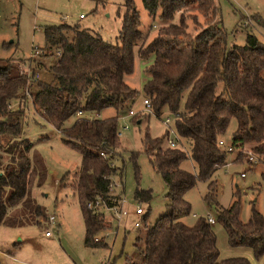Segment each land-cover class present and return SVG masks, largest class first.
I'll use <instances>...</instances> for the list:
<instances>
[{
	"label": "trees",
	"instance_id": "obj_1",
	"mask_svg": "<svg viewBox=\"0 0 264 264\" xmlns=\"http://www.w3.org/2000/svg\"><path fill=\"white\" fill-rule=\"evenodd\" d=\"M139 1L149 17L160 21L146 42L134 0H122L118 44L76 24L46 25L41 56L54 54L52 64L45 66L32 57L0 59V226L26 225L43 215L44 208L35 202L31 189L44 182L46 169L32 143L23 138V113L29 104L60 134L62 144L79 154L69 187L82 219V244L105 247L94 235L115 222L85 204L109 207L122 196V186L117 194L110 191L111 178L121 184L123 177L122 168L113 163L120 146L117 118L127 115L141 94L154 117L163 111L171 116L174 132L187 149L180 144L169 147L166 128L158 136H150L147 130L142 135L141 152L165 187L164 212L152 224L146 221L152 191L139 186L138 152H130L135 180L132 200L146 205V210L134 220L137 230L122 264H250L244 257L218 258L208 216L196 217L191 225L178 218L190 212L185 192L197 181H208L211 191V176L227 159L247 161L243 152L247 149L253 161L264 164V44L245 33L243 44L228 45L215 0ZM189 11L203 17L194 34L187 32L186 19L195 26L199 22L195 15H186ZM251 19L263 24L257 14ZM134 53L144 64L139 90L124 81L133 69ZM20 63H27V69ZM105 108H112L114 114L101 117ZM129 118L137 122L140 116ZM230 119L235 128L227 151L217 142ZM185 160L195 165L193 172L181 168ZM16 204L22 215L8 214L7 208ZM215 212L211 218L221 225L228 245L248 247L264 264L262 215L251 207L248 219L241 222L237 200L226 208L216 207Z\"/></svg>",
	"mask_w": 264,
	"mask_h": 264
},
{
	"label": "rangeland",
	"instance_id": "obj_2",
	"mask_svg": "<svg viewBox=\"0 0 264 264\" xmlns=\"http://www.w3.org/2000/svg\"><path fill=\"white\" fill-rule=\"evenodd\" d=\"M215 4L218 6L217 17L226 33L228 45L243 44L245 33L254 34L264 44V0H215ZM134 7L140 19L139 29L145 35L146 42L155 34L160 21L157 17H149L139 0H134ZM123 11L122 0H0V59L24 61L32 56L38 61L42 60L45 66L52 64L56 57L54 54L41 56L44 52L42 28L46 25L76 24L79 28L97 34L106 42L118 44L117 36ZM78 14L81 15L80 18ZM254 14L259 16L263 24H257L251 19ZM186 15H195L199 22L195 26L189 18L186 19L187 32L194 34L202 26L203 17L195 11H189ZM173 21H177L176 15ZM33 46H36L35 50H31ZM135 48L136 46L133 50ZM143 65L134 53L133 69L124 76V81L130 87L140 89L145 78L139 71ZM20 66L27 69V63H20ZM40 69L42 74L48 76L43 68ZM262 75L264 76V70ZM142 98L139 94L131 107L134 114L140 116L138 123L132 122L128 114L117 118L120 146L113 163L122 168L123 177L121 184L114 176L111 178L110 191L117 194L122 186L123 193L120 198L123 197L124 203H121V207L129 211L135 205H141L143 211L146 210V205H139L132 200L135 180L129 154L131 151L138 152L135 162L138 167L139 186L152 191L146 216L147 223L152 224L164 212L165 187L141 152V138L145 130L150 136H158L165 128L172 129L173 126L171 116L166 115L165 111L158 117L146 113L142 109ZM113 114L112 108H105L100 112L101 117ZM165 116L169 117L167 124L162 122ZM234 128L235 121L230 119L224 136L220 138L223 145L227 144ZM60 137L52 126L32 112L28 104L23 113V138L32 143L46 169L44 182L40 186L32 187L31 196L44 210L43 215L34 218L29 224L0 226V264H72L67 254L71 255L75 263L79 261L81 264H103L101 259H107L109 264H122L124 254L132 247V233L137 230L133 228L136 215L128 216L126 222L121 219L116 232V223L110 229L97 232L94 238L101 239L106 246L84 254L83 250L88 249L82 245V219L76 198L69 187L79 166L80 157L63 145ZM169 138L175 145L180 144L183 149H187L174 132L169 134ZM247 151L244 149L243 152L247 154ZM227 160L225 166L213 172L211 181L214 186L211 191L207 187L208 181H197L185 192L184 199L189 203L190 212L181 215L179 221L191 225L198 216L214 218L216 207L226 208L234 200L238 202V218L241 222L248 219L251 207L264 218V164L246 159L239 163ZM181 168L193 172L195 165L190 160H185ZM6 194H9L8 189ZM92 211L103 213L104 209L97 204ZM7 213L22 215V209L16 204L9 206ZM48 216H52V219L47 221ZM36 220L39 222H34ZM124 225L128 232L123 237L121 228ZM210 227L215 235L219 259L244 257L250 264H262L261 259L253 257L248 247L228 245L225 232L219 223H211ZM46 230L50 231L48 238L43 235Z\"/></svg>",
	"mask_w": 264,
	"mask_h": 264
},
{
	"label": "built area",
	"instance_id": "obj_3",
	"mask_svg": "<svg viewBox=\"0 0 264 264\" xmlns=\"http://www.w3.org/2000/svg\"><path fill=\"white\" fill-rule=\"evenodd\" d=\"M79 17H80V15H79ZM33 48H34V47H33ZM33 50H35V48H34ZM30 57H32V56H30ZM150 61H151V60H150ZM141 103H142V109H143L146 113L150 114L151 111H150V108H149V106H148V102H147V100H146V99H142V100H141ZM134 113H135V112H134L133 110H129V111H128V115H132V114H134ZM162 122L165 123V124H167V123L169 122V117L165 116V118L162 120ZM167 130H168V132H167V136H166V144H167L169 147H174V146H175L174 141H173L172 139L169 138V134H170L171 132H174V129H173V128H172V129L168 128ZM174 133H175V132H174ZM217 143H218V145L222 146V147H223L224 149H226L227 151L231 150V148H230V146H229L228 144L223 145V143H222L220 140H219ZM247 156H248V157H247L248 160H252V161H253V159H252L251 154H250L249 151H247ZM240 176H243V174L240 173ZM133 202H134V201H133ZM121 203H124V199H123V197H122V198H119L117 204H115V205H113V206H109V207H107V206H102V205H100V204H98V203H96V202H94V203L86 202L85 205H86V207H87L88 209H91V210L94 209L95 205H97V204L100 205V206H102V208L104 209V212H103L104 216H107V217L109 218V220L115 222L116 224H117L121 219L127 217V215L129 214V211H130L133 215H136V216L141 215V213L143 212V209H142L140 203H139L140 206L135 205L134 208L131 209V210H129V211H128L127 208L125 209V208L121 207ZM135 203H138V202H135ZM50 219H52V216H49V217H48V220H50ZM207 220H208V223H209V224H211V223L214 222L213 219H212L210 216L207 217ZM133 225H134V226H137V223L134 222ZM43 235H44V236H49V235H50V231H49V230L44 231V232H43ZM95 239H96V238H95Z\"/></svg>",
	"mask_w": 264,
	"mask_h": 264
},
{
	"label": "crops",
	"instance_id": "obj_4",
	"mask_svg": "<svg viewBox=\"0 0 264 264\" xmlns=\"http://www.w3.org/2000/svg\"><path fill=\"white\" fill-rule=\"evenodd\" d=\"M79 15H80V14H78V17H79ZM80 16H81V15H80ZM79 18H80V17H79ZM139 71L141 72V69H140ZM135 89H136V88H135ZM138 90H139V89H138ZM129 216H130V213H129ZM122 220H123V221H125V220L127 221V218H123ZM134 220H135V218H134ZM134 220H133V223H134ZM120 221H121V220H120ZM126 221H125V222H126ZM118 223H119V222H118ZM118 223L115 225V230H114L115 232H116V230H117ZM133 226H134V225H133ZM124 228H125V225H124V227L121 228L122 233H123V237H124V234L128 232V230H126V229H124ZM133 228H135V227H133ZM135 233H136V230H134L133 233H132V234H133V235H132L133 238H134ZM45 237L48 238V237H50V235H49V236H45ZM82 245H83V244H82ZM83 247L86 248V249H88V250H83V251H85V252H84L85 255H87L89 251H92V250L96 249V248H87V247H85V246H83ZM130 251H131V247H130V250L128 251V253H129ZM71 252H72V251H71ZM71 254H72V253H71ZM67 257H68L69 260L72 262V264H81L79 261H77V263H75V262L71 259V255H68V254H67ZM109 258H110V256H109ZM101 260H102L103 264H109V261H108L107 259H106V260L104 259V261H103V259H101ZM102 262L100 261V263H102Z\"/></svg>",
	"mask_w": 264,
	"mask_h": 264
},
{
	"label": "water",
	"instance_id": "obj_5",
	"mask_svg": "<svg viewBox=\"0 0 264 264\" xmlns=\"http://www.w3.org/2000/svg\"><path fill=\"white\" fill-rule=\"evenodd\" d=\"M138 123V122H137Z\"/></svg>",
	"mask_w": 264,
	"mask_h": 264
}]
</instances>
